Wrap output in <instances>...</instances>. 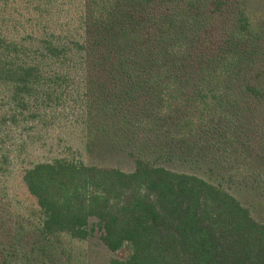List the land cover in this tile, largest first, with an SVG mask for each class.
<instances>
[{
	"label": "trees",
	"instance_id": "1",
	"mask_svg": "<svg viewBox=\"0 0 264 264\" xmlns=\"http://www.w3.org/2000/svg\"><path fill=\"white\" fill-rule=\"evenodd\" d=\"M252 19L245 0H0V191L18 167L36 243L85 242L95 220L112 253L132 249L109 264H264V224L221 185L169 168L264 193V28ZM67 124L88 154L135 170L28 166ZM4 234L0 220V264H13ZM42 245L44 264L56 253Z\"/></svg>",
	"mask_w": 264,
	"mask_h": 264
},
{
	"label": "rangeland",
	"instance_id": "2",
	"mask_svg": "<svg viewBox=\"0 0 264 264\" xmlns=\"http://www.w3.org/2000/svg\"><path fill=\"white\" fill-rule=\"evenodd\" d=\"M245 2L253 18V23L264 28V0H245ZM68 127L70 128V125ZM61 132L63 131L56 130L46 140V143L41 142L34 145L27 156V165L32 166L56 158L68 157L70 160L84 161L87 164L102 167L118 168L125 172L135 170L133 160L124 155L114 153L105 156L101 152L92 156L88 154L86 151V136L81 128L66 129L63 142L58 140V135H61ZM169 168L176 172L195 174L212 183L221 185L248 208L259 223L264 224V193L249 188L248 183L246 184L238 178L230 179L227 175H225V178L220 176L217 179L215 175L211 176L209 173H205L197 165H174ZM20 172L18 167H14V170L1 185L3 190L0 191V220L2 233H5V239L3 237L1 239L4 240L6 250L13 256V264H43L41 260L43 256L40 255L42 244L41 242L40 244L36 243L35 238L31 235L34 227H37L40 223L39 208L36 200L23 185ZM91 227L94 231L85 242L74 241L66 236L60 240L45 242L43 245L55 249L56 255L45 256L44 264H109L112 259H129L132 254L130 246L125 247L118 253H112L103 242L104 231L97 226V221L92 220ZM11 229L23 231L24 238L12 239L10 235L8 236Z\"/></svg>",
	"mask_w": 264,
	"mask_h": 264
}]
</instances>
